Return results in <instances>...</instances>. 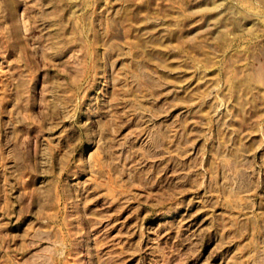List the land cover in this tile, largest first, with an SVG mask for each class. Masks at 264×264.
Returning <instances> with one entry per match:
<instances>
[{"label": "rangeland", "instance_id": "obj_1", "mask_svg": "<svg viewBox=\"0 0 264 264\" xmlns=\"http://www.w3.org/2000/svg\"><path fill=\"white\" fill-rule=\"evenodd\" d=\"M0 264H264V0H0Z\"/></svg>", "mask_w": 264, "mask_h": 264}]
</instances>
